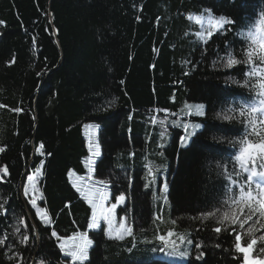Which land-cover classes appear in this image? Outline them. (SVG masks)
<instances>
[{
    "label": "trees",
    "instance_id": "16d2710c",
    "mask_svg": "<svg viewBox=\"0 0 264 264\" xmlns=\"http://www.w3.org/2000/svg\"><path fill=\"white\" fill-rule=\"evenodd\" d=\"M205 9L234 22L206 43L186 18L205 17ZM262 13L264 0H0V264H72L59 243L77 234L92 245L76 264H239L241 229L201 214L218 209L222 219L224 201L238 195L227 192L225 167L240 183L247 178L235 176L248 119L240 110L255 103L258 89L243 85L261 78L246 77L245 63L223 65L228 53L245 59V37L264 28ZM181 121L201 124L185 147ZM91 125L97 158L85 139ZM37 170L46 224L20 194ZM93 183L103 186L93 191L96 202L99 190L109 204L125 197L116 215L132 235L109 239L104 224L89 228L93 209L82 191ZM171 240L191 255H169Z\"/></svg>",
    "mask_w": 264,
    "mask_h": 264
},
{
    "label": "snow or ice",
    "instance_id": "6c2138e0",
    "mask_svg": "<svg viewBox=\"0 0 264 264\" xmlns=\"http://www.w3.org/2000/svg\"><path fill=\"white\" fill-rule=\"evenodd\" d=\"M205 12L208 14L207 17L203 15L197 16L193 14H189L186 18L191 22L201 24L202 31L197 33V38L207 42V39L211 37V35L224 29L226 24L234 23L230 19L220 16L214 17L211 14L210 9H205ZM2 23V22H0ZM205 24L207 27H205ZM259 24L264 25V13L261 14L259 18ZM207 32V36L205 35ZM245 39L248 41V46L244 51L245 59L242 61L237 59L233 54L228 53L224 58V67L232 68L235 65H239L241 63H245L251 66V71L245 72V76L248 78L260 77L261 79L253 80L251 84L248 81H245L243 86L249 87L250 89H258L254 92V96L256 98L255 103L248 106L246 109L242 108L240 110V116H245L247 112L248 119L244 121L245 126L247 128V132L243 139L240 140L241 148L239 153L235 156V161L238 163V171H236L235 176L239 177L241 172L247 173V178L243 183H240L238 179H234L232 173H230L225 167L224 174L225 178L228 180L227 192L233 193V189H238V195L233 193L229 195L228 199L224 201L226 205H229V210L224 211L223 218L217 217V211H209L207 213L201 214V219L206 221L209 218H214L217 220V223L220 225H224L225 221H231L232 224H237L239 222L240 228H244L245 224L249 221H252L253 226L248 228V232L251 233L255 225L260 224L261 228L264 229V28L257 27L254 30H250ZM259 61V65H257L256 61ZM197 112L199 114H203L200 112V109L203 107L195 106ZM13 111H20V109H14ZM259 114V119L257 115ZM153 123L155 120L153 119ZM187 125H185V130L187 131ZM199 127L198 125H194L193 128ZM194 134L190 133L189 135ZM251 137H255L252 139ZM187 139L186 137L182 138L183 140ZM42 147V146H41ZM3 148H0V151H3ZM258 150V151H257ZM95 156H99L100 152L97 148L94 152ZM259 163L257 164V161ZM251 164L252 167L248 165ZM257 167L261 169L257 171ZM4 172L7 173V168L4 169ZM150 174H152L150 172ZM28 180L33 181V176H28ZM99 183L104 184L105 188H107V184L104 181H100ZM147 186V185H146ZM34 187V185H33ZM164 190L167 191V183L164 185ZM25 193L27 194V189H25ZM101 201L106 199V193L101 191L100 194ZM125 197L123 195L118 197L117 203L111 205L110 209H105L102 203H97L95 201H89L93 208V216L92 223L89 225V228L98 227L96 210L100 209L101 216L104 220L107 221L109 232V239L122 240L124 239L125 234L132 235L133 230L131 227H126L124 223L119 224L118 228H114L112 225V221L108 216H104L103 213L105 211L112 212L116 209L117 204L119 202L124 201ZM33 207H35V201L31 202ZM2 207V206H0ZM39 214V209L37 210ZM243 217L242 220L240 218ZM50 222V221H49ZM175 223V221H173ZM27 227V225H25ZM227 230V229H225ZM17 231H19L17 229ZM213 231L216 233H220L222 228L220 226L214 227ZM235 231V230H233ZM113 232L117 234L115 236L112 235ZM53 237H56L57 240L61 238L57 235L55 231L51 233ZM177 236V234L173 231H168L167 237ZM180 244L185 243V236L180 235L179 237ZM158 239L165 245L168 246L169 240L165 235L158 236ZM235 239V250L242 254L244 264H264V259L260 258L258 255H253L255 251L254 245H256L257 240L253 239L249 242H244L242 240V236L239 233L234 235ZM5 239H0V246L5 244ZM29 240V236L26 234H22L21 243L27 244ZM259 240L264 241V235L259 236ZM187 244L192 245L193 241L191 239H187ZM171 244L174 246L173 251L169 253V255H180L182 258H187L191 255L188 251H180L177 249L179 245L175 240H171ZM92 245V241L88 239L86 235L77 234L71 237L64 238L63 241L59 244V247L65 257L71 259L72 264H76V262L84 261L88 259V248ZM219 246V245H217ZM195 248L197 250L202 248V245L197 243L195 244ZM260 253H264V248L259 249ZM204 255L203 252H199L196 255V259L199 260Z\"/></svg>",
    "mask_w": 264,
    "mask_h": 264
},
{
    "label": "rangeland",
    "instance_id": "374dc122",
    "mask_svg": "<svg viewBox=\"0 0 264 264\" xmlns=\"http://www.w3.org/2000/svg\"><path fill=\"white\" fill-rule=\"evenodd\" d=\"M208 15V14H207ZM207 15L205 16V17H207ZM198 24V23H197ZM199 26H200V29H201V31L203 30L202 29V27H201V24H198ZM205 27H207V25L205 24ZM205 35L207 36V32H205ZM197 106H200V105H197ZM195 112L197 113V114H199L198 112H197V109H195ZM200 112H202V108L200 109ZM199 115H201V114H199ZM182 125H181V128L183 129V131H184V134H183V136H182V138L183 137H186L187 136V139H185V140H183V142H182V139H181V142H180V146L181 147H185V146H187L188 144H189V142H190V140L192 139V137H193V135L194 134H191V135H189L190 133H196V131H198L199 129H200V127H201V124L200 123H191V122H186V121H181L180 122ZM185 125H187L188 127H187V131L185 130ZM194 125H198L199 127H196L195 129L193 128V126ZM171 126H176L174 123H171ZM169 131V130H168ZM87 132H88V130H87ZM171 132V131H170ZM86 141H88L89 143H90V151L94 154V152H95V150L98 148L99 149V145H98V142H97V127L95 126V125H91L90 127H89V132L87 133V135H86ZM258 151V150H257ZM94 158H97V156H95L94 155ZM91 162V161H90ZM259 163V160L257 161V164ZM252 166V165H251ZM261 169H259L258 167H257V171H260ZM71 173V177H73L74 176V173H73V171H71L70 172ZM28 176H33V181H29L28 180ZM40 179V171L39 170H37V171H35V172H33V173H30V174H28L27 175V177H25V179H24V181H23V183H22V185H21V187H20V194H21V197H22V199L26 202V203H28L30 206H31V208L33 209V211L35 212V215H36V217L38 218V220L41 222V223H43V224H46L47 223V219H46V214H45V212H44V209L41 207V205H40V201H41V194H40V191H39V189H38V185H37V183H38V180ZM72 180H73V184L76 186V188L78 189V187H79V189H80V185L79 184H77L76 185V183H75V180L73 179V178H71ZM91 180V176H87V178H86V180H85V182L86 181H90ZM165 183H166V178H165V176L163 177V182H162V185H161V190H162V192H163V194H166L167 193V191H165L164 190V185H165ZM33 185H34V187H33ZM86 186H88V185H86L85 184V187ZM98 186H100L99 187V189L101 188V186L102 185H98V183H93V185H92V190H91V188L90 189H88V192H87V190L85 189V188H83V191H82V194H84L85 193V195H86V197H85V200H87V204L92 208V206H91V204L89 203V201L91 200V201H93V196H94V192L96 191V188H98ZM103 187V186H102ZM25 189H27V194L25 193ZM94 191V192H93ZM102 191V190H101ZM101 191H99V194H98V199H97V203L99 204V203H102V202H104V204H103V206H104V208L105 209H110L111 208V205L112 204H109V195H108V191L107 190H105V192H106V199H103L102 201H101V199H100V194H101ZM86 192H87V194H86ZM95 199V198H94ZM32 201H35V207H33V204L31 203ZM118 201V200H117ZM117 201L115 202V203H117ZM124 202H125V199H124V201H122V202H119L118 204H117V207H122L123 205H124ZM105 203H106V205H105ZM117 207H116V209H117ZM39 209V214H38V212H37V210ZM93 209V208H92ZM116 209L114 210V211H112V212H108V211H105L104 213H103V215L104 216H108L110 219H111V221H112V225H113V227L114 228H118L119 227V224H121V223H124L125 224V226L126 227H129L128 226V224H127V221H126V218L124 217V216H117L116 215ZM93 216V215H92ZM96 216H97V223H98V225L99 224H104V226H105V229H106V233H107V236H108V232H109V228H108V224H107V221L106 220H104L103 218H102V216H101V213H100V209L99 208H97V210H96ZM243 219V217H241L240 218V220H242ZM229 222L231 223V221L229 220ZM91 223H92V218H91ZM90 223V224H91ZM262 223H264V221H262ZM234 225H236L237 227H238V229H241V231H242V240H243V237L245 238V239H248V238H250V239H256L257 240V243H256V245H254V249H256L257 250V246H258V248H261V246H263V244H264V241H261V240H259V236H261V235H264V229H262L261 228V226H260V224H257V225H255V228H254V230L251 232V233H249L248 232V228H250V227H252L253 226V224H252V221H249L247 224H245V226H244V228L242 229V228H240V226H239V222L237 223V224H234ZM117 233L116 232H113L112 233V235L113 236H115ZM125 236H127V234H125ZM124 236V237H125ZM63 241V239L60 241V243ZM59 243V244H60ZM260 245V246H259ZM91 247V246H90ZM89 247V248H90ZM89 248H88V250H89ZM259 252V251H258ZM236 253H237V255L239 256V264H244V261H243V256H242V254L241 253H239V252H237L236 251ZM253 255H256V252L254 251L253 252ZM262 259H264V258H262Z\"/></svg>",
    "mask_w": 264,
    "mask_h": 264
},
{
    "label": "bare ground",
    "instance_id": "6f19581e",
    "mask_svg": "<svg viewBox=\"0 0 264 264\" xmlns=\"http://www.w3.org/2000/svg\"><path fill=\"white\" fill-rule=\"evenodd\" d=\"M90 161H91V160L89 159V162H90ZM90 163H91V162H90ZM90 163L88 164L89 168H90ZM87 176L89 177V176H91V174L89 173Z\"/></svg>",
    "mask_w": 264,
    "mask_h": 264
}]
</instances>
